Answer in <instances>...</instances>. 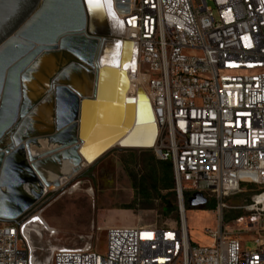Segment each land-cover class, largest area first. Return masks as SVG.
Returning <instances> with one entry per match:
<instances>
[{"label": "built area", "instance_id": "obj_1", "mask_svg": "<svg viewBox=\"0 0 264 264\" xmlns=\"http://www.w3.org/2000/svg\"><path fill=\"white\" fill-rule=\"evenodd\" d=\"M110 11L133 45L129 93L148 97L177 219L109 227L104 252L59 248L41 263L21 244L24 213L0 222V264H264L262 240L243 249L219 221L203 230L209 244L193 243L184 206L199 194L219 218L247 185L264 213V0H111Z\"/></svg>", "mask_w": 264, "mask_h": 264}, {"label": "water", "instance_id": "obj_2", "mask_svg": "<svg viewBox=\"0 0 264 264\" xmlns=\"http://www.w3.org/2000/svg\"><path fill=\"white\" fill-rule=\"evenodd\" d=\"M114 24L120 34L112 33ZM123 37L112 18L86 9L83 0H0V222L15 221L46 189L72 179L107 150L92 155L89 146L97 150L113 140L121 148L153 146L156 128L152 141V135L144 144L131 141L141 103L155 125L148 99L140 89L135 99L124 97L123 70L99 63L108 42L120 44L113 61L129 57L130 41ZM122 99V120L103 123L101 105ZM132 105L135 121L127 129ZM205 202L199 194L187 200L193 208Z\"/></svg>", "mask_w": 264, "mask_h": 264}, {"label": "rangeland", "instance_id": "obj_3", "mask_svg": "<svg viewBox=\"0 0 264 264\" xmlns=\"http://www.w3.org/2000/svg\"><path fill=\"white\" fill-rule=\"evenodd\" d=\"M124 113L120 101L104 103L100 119L103 123L116 124ZM158 160L152 147H112L95 162L82 167L72 179L46 189L42 199L24 215L22 246L36 261L45 263L59 248L91 247L104 252L109 227L173 222L177 214L166 211L162 198L168 193L162 189L161 175L153 177L152 173L159 169ZM256 191V187L246 185L239 194L224 199L219 218L215 209L186 210L191 241L209 244L210 238L203 230L215 228L219 221L224 232L242 238L243 249L255 250L254 238L264 242V213L258 215L253 210ZM166 200L174 202L171 195ZM26 223L30 225L29 240L22 233Z\"/></svg>", "mask_w": 264, "mask_h": 264}, {"label": "bare ground", "instance_id": "obj_4", "mask_svg": "<svg viewBox=\"0 0 264 264\" xmlns=\"http://www.w3.org/2000/svg\"><path fill=\"white\" fill-rule=\"evenodd\" d=\"M83 2H84V5H85L86 9L90 10L91 12L99 13V15H100L103 19H105L106 21H107V19H108V16H112V15H111V14H112L111 11H109V9L106 8V7H105V8H100V9H93V8L89 5L88 0H83ZM114 26H115V27L112 29V33H113V34H120L121 32H120L119 28L116 27V24H114ZM113 44H114V42H108V44L105 45V47H104V51H103V54H102V56H101V58H100L99 63H100V65H101V64H105V63L109 64V63L112 62V63L115 64V65H119L118 68H119L120 70H123L124 75L126 76V83H127L126 92L124 93V97H126V96L131 95V94L129 93L131 82H130V77L128 76V71H127V70H124L123 68H124V66H125L126 64H130V63L132 62V50H133V45H132V43L130 42V44H129V57H128L126 60H124L123 62L119 63V62H118V58H116L115 61H113V58L111 57V55H112L114 52H117V53L120 52V44L117 43V46H116V47H114ZM115 49H116V51H114ZM107 70H108V69H107ZM141 93H143V94L146 96V98H148L147 95H146L142 90H141ZM133 97H134V99L136 98L135 95H133ZM132 106H133V105H132ZM121 107H122L123 110L125 109V106H124V99H122V101H121ZM134 110H135V108H134V106H133V110H132V119H131V122H130L129 126H127V127H128L127 129H130V128L133 126V124H134V121H135V111H134ZM137 122H138V124H140V126H138V127L136 128V130L133 132L134 135H133L131 141H132L133 143H135V144H144V143H146L147 141H149V140H148V137H150V135H152V138L150 139V140L152 141L153 136H154V129L156 128V124L154 125V124L152 123V118H151V115H150V112H149L148 106H146L145 104H142V103H141V105L139 106ZM145 123H152V124H145ZM141 124H143V125H141ZM93 130H94V128H93V126H92V127L89 129L88 134H91V133L93 132ZM100 131H103V130H99L98 133H97V135H98V134L100 135V133H101ZM124 133L126 134V132H124ZM125 134H123V136H124ZM123 136H121V137H123ZM97 139L99 140L100 137H98ZM155 140H156V139H155ZM115 141H116V140H113V142H111L110 144L102 145L101 148H99V149H97V150H95V149L97 148V146H89V147L86 149V151H87V153H89V154L97 155L99 152H101V151H103L104 149L107 148V150L104 152V153H106V152H107L108 150H110L112 147H114V146H119V145H118V141H116V142H115ZM154 145H155V141H154V143H153V146H154ZM98 146H99V145H98ZM109 146H110V147H109ZM153 146H152V147H153ZM104 153H103L102 155H104ZM102 155H100L99 157H97L96 159H94L92 162H84L83 165H82V167L92 164V163L95 162L98 158H100ZM94 157H95V156H94ZM64 181H65V179H62V180H61V184H62ZM90 192H91V191H90ZM259 202L261 203V200H260V199H259ZM263 205H264V202H263ZM253 221H255V219H253ZM28 226H30V225H28V224L26 223L25 226H24V229H22L23 236H24L25 239H27V240H29V238H28V231H29ZM52 250H54V248H51V251H52ZM47 260H48V258H47ZM47 260H46V261H47Z\"/></svg>", "mask_w": 264, "mask_h": 264}, {"label": "trees", "instance_id": "obj_5", "mask_svg": "<svg viewBox=\"0 0 264 264\" xmlns=\"http://www.w3.org/2000/svg\"><path fill=\"white\" fill-rule=\"evenodd\" d=\"M158 166L159 169L152 170L153 177H155L158 173H160V180L162 181V189L166 190L168 194L167 196H173V204H171L168 200H166V197L162 198L163 203L166 207V211L168 212H176V204H175V193H174V184H173V178H172V171L169 161H162L158 160ZM252 187V186H250ZM187 195H184V206L185 210L192 209L187 204ZM210 201V202H209ZM198 209H205V210H214L215 209V202L213 200H206L205 204L198 206Z\"/></svg>", "mask_w": 264, "mask_h": 264}, {"label": "snow or ice", "instance_id": "obj_6", "mask_svg": "<svg viewBox=\"0 0 264 264\" xmlns=\"http://www.w3.org/2000/svg\"><path fill=\"white\" fill-rule=\"evenodd\" d=\"M89 5L93 9L108 8L111 9V0H88Z\"/></svg>", "mask_w": 264, "mask_h": 264}]
</instances>
